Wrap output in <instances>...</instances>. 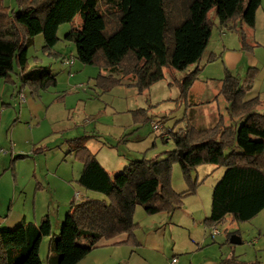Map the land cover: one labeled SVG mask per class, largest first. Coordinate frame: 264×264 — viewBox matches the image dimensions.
Listing matches in <instances>:
<instances>
[{
    "label": "trees",
    "instance_id": "1",
    "mask_svg": "<svg viewBox=\"0 0 264 264\" xmlns=\"http://www.w3.org/2000/svg\"><path fill=\"white\" fill-rule=\"evenodd\" d=\"M11 11L0 0V79L6 84L20 80L21 93L29 87L33 96L56 87L57 75L47 67L31 68L29 50L43 36L44 50L52 52L60 39L61 26L77 19L81 27L65 37L76 46L77 59L101 69L118 68L122 78L131 77L140 94L165 79V69L194 71L182 80V95L202 71L209 46L216 10L220 24L240 21L256 27L262 0H17ZM243 44L246 36L241 34ZM221 95L230 119L241 126H227L224 118L207 130L188 127L174 134L175 149L148 160L130 162L124 170L111 174L87 146L90 136L69 141L70 152L83 162L79 184L107 200L87 198L73 201L61 232L52 236L49 215L39 225L23 222L19 227L0 230V264H43L41 246L49 242L47 264H80L102 240L111 241L127 234L122 244L137 246L139 224L135 210L141 206L148 215H173L184 206L187 196L196 194L199 183L193 170L202 165L224 168L214 187L211 211L205 224L209 229L235 222H249L264 211V113L260 101H245L251 92L256 71L241 80L226 70ZM122 78L100 75L98 84L110 89L123 85ZM149 120V119H148ZM139 121V118L136 119ZM20 155L17 159H24ZM178 163L188 185L178 193L171 185L173 165ZM226 264H239L232 257ZM242 264V263H241Z\"/></svg>",
    "mask_w": 264,
    "mask_h": 264
},
{
    "label": "rangeland",
    "instance_id": "2",
    "mask_svg": "<svg viewBox=\"0 0 264 264\" xmlns=\"http://www.w3.org/2000/svg\"><path fill=\"white\" fill-rule=\"evenodd\" d=\"M3 1L11 11L18 10L17 0ZM209 18L213 22V36L199 63L200 68L206 69L201 71L186 97L182 95V80L196 65L186 71L165 69V79L140 94L136 87L129 86L134 80L122 78L118 68L87 66L77 59L75 44L65 37L73 28L81 27L80 19L72 25L61 26L60 41L52 52L44 50V37H37L29 50L31 68H50L57 75L58 83L40 96H33L29 87L18 93L21 84L16 74V84H6L0 79V201L10 196L20 199L22 206V201L26 200V207L32 209L27 222L40 224L41 218L49 215L52 236L58 235L73 201H81L84 197L107 200L104 195L87 191L79 184L84 164L74 154H69L70 140L92 137L87 146L113 175L132 161L165 158L166 153L176 147L174 134L184 133L188 127L207 130L224 118L227 126L239 128L241 121L230 120L228 105L220 93L224 64L222 60L207 62L219 47L221 36L230 39L234 32L220 33L215 9L210 11ZM247 29L251 35L249 49L255 41L264 48V0L258 12L257 29ZM225 45L230 50L238 48L236 40ZM259 54L263 57L264 50ZM245 57L246 61L233 73L239 74L241 68H248L250 62H247V55ZM100 75L122 78L123 85L104 88L98 84ZM18 155L26 158L14 160ZM224 173V168L209 164L193 170L192 178L199 187L196 194L185 198L184 208L176 211L175 218L180 219L169 226L178 238L186 237L178 241V246L187 240V228L193 220H196L200 235L210 233L204 221L210 215L214 187ZM171 185L178 193L188 190L178 163L173 165ZM34 203L36 209H33ZM161 215H148L138 206L134 220L140 231L146 232L154 226V221L164 217ZM219 229L221 235L212 238L209 234L207 238L204 247H211L208 254H231L239 264H264V213L243 223L228 217ZM233 236L241 238V244H232ZM50 239H45L40 251L44 264Z\"/></svg>",
    "mask_w": 264,
    "mask_h": 264
},
{
    "label": "crops",
    "instance_id": "3",
    "mask_svg": "<svg viewBox=\"0 0 264 264\" xmlns=\"http://www.w3.org/2000/svg\"><path fill=\"white\" fill-rule=\"evenodd\" d=\"M240 23V21H237L219 25L220 33L225 35V32H228L227 34L234 32V35H230L231 40L226 36H221L218 43L219 47L215 48L216 52L214 51L211 53L207 62L210 63L211 61L217 62L222 60L224 64V75L221 80L224 79L226 70L230 71L233 75L238 76L241 80L246 78L251 69L255 70L256 76L253 81L252 90L247 95L245 101L255 99L259 100L260 105L258 109L260 112L264 113V54L263 57L259 54V51L264 50V48L262 44L255 41L254 43H251L252 46L249 49L248 40L251 35H249L250 33H247V27ZM257 26L258 13L254 31L257 29ZM242 33L246 36V45L243 44L241 38ZM233 40L237 41L238 48L230 50L227 48L225 43H232ZM232 51H234L235 54H231ZM245 55H247V62L248 60L250 62L248 68H241V72L239 74L233 73L234 70H239L243 61H246ZM249 56L251 58H249ZM203 69L205 70L206 68H202V71ZM133 82L134 81H132V83ZM12 137L14 136L12 135ZM11 143L14 144L13 141ZM36 195L37 193L35 196ZM85 199L87 198L84 197L81 201ZM19 200H16L14 197L12 198L7 196L6 198H3V201H0V230H13L19 227L24 221L27 222L29 213L32 209H30V207H26V200H23V205L20 206L21 200L20 203ZM33 209H36V203H34ZM263 213L264 211L261 214ZM176 214L177 212L173 215L164 214V217H159L161 219L154 221V226L152 228H148L146 232H141L140 228H138L135 232V236L139 245L135 247L122 244L128 240L127 234H123L111 241L102 240L98 246L81 261L80 264H171L173 259H178V264H226V260L234 257L231 254L229 256H225L224 254H218V252H214L213 255L208 254L207 252L211 250V247H204V245L208 242L211 229H209L205 224L210 233L208 235H200L198 231L199 227L198 230L196 227V220H193V222L188 225L187 240L178 246V241H182L186 237L179 236L178 238L173 232V228L171 229L169 227L174 226L176 222L175 220L180 219V217H177V219L175 218ZM34 215V217H36V214ZM38 223L36 222L35 224L39 225Z\"/></svg>",
    "mask_w": 264,
    "mask_h": 264
},
{
    "label": "built area",
    "instance_id": "4",
    "mask_svg": "<svg viewBox=\"0 0 264 264\" xmlns=\"http://www.w3.org/2000/svg\"><path fill=\"white\" fill-rule=\"evenodd\" d=\"M67 64H70V63L67 62ZM220 234H221V230L219 229V226H215V227H213L211 229V237L212 238H216ZM171 264H178V259H173V261L171 262Z\"/></svg>",
    "mask_w": 264,
    "mask_h": 264
},
{
    "label": "water",
    "instance_id": "5",
    "mask_svg": "<svg viewBox=\"0 0 264 264\" xmlns=\"http://www.w3.org/2000/svg\"><path fill=\"white\" fill-rule=\"evenodd\" d=\"M231 243L234 245L241 244V239L237 236H233L231 239Z\"/></svg>",
    "mask_w": 264,
    "mask_h": 264
}]
</instances>
